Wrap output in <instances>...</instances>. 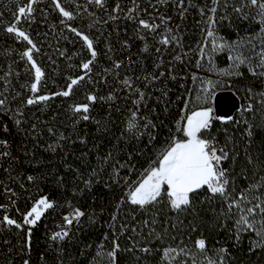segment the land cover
<instances>
[{"label":"snow or ice","instance_id":"1","mask_svg":"<svg viewBox=\"0 0 264 264\" xmlns=\"http://www.w3.org/2000/svg\"><path fill=\"white\" fill-rule=\"evenodd\" d=\"M130 3L12 0L11 20L0 12V34L19 46L0 49L7 64L0 68V264H244L227 243L209 247L202 225L227 230L237 251L248 237V264L264 259V0ZM149 7L155 11L146 16ZM189 9L200 17L195 47L181 26ZM53 11L57 43L73 48L49 54L29 29L37 13L47 23ZM121 19L131 35L121 39L113 28V42L107 27ZM191 67L197 71H185ZM57 77L62 85L49 90ZM88 124L97 137L91 146ZM13 131L22 136L18 149ZM48 183L61 199L45 194ZM100 184L111 198L85 207L79 198ZM29 185L39 195L22 209ZM50 210L61 220L41 244L34 230ZM97 225H106L101 238L81 244L78 233ZM186 233H199L191 248Z\"/></svg>","mask_w":264,"mask_h":264},{"label":"built area","instance_id":"2","mask_svg":"<svg viewBox=\"0 0 264 264\" xmlns=\"http://www.w3.org/2000/svg\"><path fill=\"white\" fill-rule=\"evenodd\" d=\"M64 2L67 3L68 0H64ZM78 2L81 3V4L86 5V0H78ZM120 2L123 5H125V6H128V7L131 6L130 0H120ZM153 2H155V0H153ZM44 3L47 4L48 0H44ZM5 4L9 5V7H12V0H3V3H0V12H3L4 16L8 20H11V18H12L11 17V13L5 8ZM146 5H147V0H143V3L141 4V7L144 8ZM88 7H89V10H92L91 6H88ZM45 11L47 12L48 9H45ZM154 11H155L154 9L149 7L148 11H147V13H145V15L146 16L147 15H152L154 13ZM161 11H164V9H161ZM174 12H175V9L173 8V9L169 10L168 14L169 15H174ZM103 15L106 17L107 13H103ZM199 20H200V17L198 15L197 11L195 9H189L188 14L186 15V19L182 22V25H181L182 29H183V33H184V38H185L184 42H185L186 45H191L192 47H195V42L199 40V36L197 34L198 33L197 23L199 22ZM58 23H59V21L57 19V14L54 11L51 12L47 16V23L45 22V18L43 16H41L39 13H37L36 22L29 29V31L33 34L34 38L37 41H42L43 42V44H42L43 50L45 52H48L49 54H54L55 48L59 47L60 45H64V47H66L68 49H72L73 48V45L70 42H66V41L60 40L59 43H57L58 37H57L56 34H54L51 31V25L52 24H58ZM76 23H77V25H79V21H77ZM113 28H115V30L120 33L121 39L126 38L125 32H127L128 35H131V32H132L131 23L127 22V21H124L122 19L117 21L114 25H112V27H107V31L108 32H113ZM57 31H59V30H57ZM46 32L48 33L47 36L44 35V33H46ZM64 34L65 35H69L67 32H65ZM93 34H95L94 30H93ZM73 39H76V38L73 37ZM112 39H113V42H115L116 36H115L114 32H113V35H112ZM142 43L143 42L138 41V40L134 41L133 47H132V51L133 52H137L138 48L142 46ZM48 44H52L53 47L51 49H49L48 48ZM6 46H10L11 48H17L19 50V46L16 43H14L11 38H7L6 39L2 34H0V49H3ZM76 47L78 48L79 44H77ZM99 47H100L101 50H103L104 49V43H101L99 45ZM116 48H117L116 55L117 56L124 55V57L126 59L127 53L121 54L118 51V49H119V45L118 44H116ZM185 50H188V49L186 48ZM164 58H165L166 61L171 60V56L168 55L167 53H165ZM17 59H18V56H17ZM102 63L103 64H107L108 61L106 59L102 58ZM147 63L149 65H151V63H152L151 58H149L147 60ZM0 68H4V69L7 68V64L4 63V58L3 57H0ZM18 70L23 71V69H18ZM185 71L196 72L197 70L194 67H191V68H186ZM0 75H2V72H0ZM62 83L63 82L60 80V78L57 77L55 82L50 80L47 87H48L49 90L55 91L57 87H60L62 85ZM88 87H92V86L89 85ZM99 87L102 88L103 92H108V90H109L107 87H104L103 85H99ZM187 87L188 88H192L193 87L190 78L187 81ZM173 88L176 89L177 86L173 85ZM93 90H95V89H93ZM180 91H183V90L180 89ZM173 96H175V91L173 92ZM83 98H84L83 95H80L79 99L83 100ZM59 102H60L59 98H57V100L54 103L53 107L55 108L59 104ZM13 137H14V139H13L14 147L18 149L19 145H20V141L22 139V136H17L15 134V131H13ZM25 142L28 143V141H25ZM43 146H44L43 143H41V148H43ZM29 147L30 148L32 147L31 143H29ZM0 178H2V176H0ZM13 186L16 187L18 192H20L18 186H16V185H13ZM31 188H33V187L31 186ZM31 188H28V189H31ZM32 196H33L32 194L23 193V199H21L19 201L20 207L22 209L31 205L32 201H31L30 197H32ZM35 196L38 198V195H35ZM0 202H3V197H0ZM67 212L68 211H66L65 214ZM13 214H15V213L13 212ZM49 220H50V222L48 223L47 231H50V230H52L53 228L56 227V225L61 220V216L60 215H53Z\"/></svg>","mask_w":264,"mask_h":264},{"label":"trees","instance_id":"3","mask_svg":"<svg viewBox=\"0 0 264 264\" xmlns=\"http://www.w3.org/2000/svg\"><path fill=\"white\" fill-rule=\"evenodd\" d=\"M247 26L244 23H238L237 26V30L243 32V30L246 28ZM222 33L228 36H235V31L231 28H222L221 29ZM217 63L219 66H226L224 63V59L223 57H218L217 58ZM246 71V69H245ZM257 88L260 87L259 84L256 85ZM97 108L99 109V105H97ZM96 113L94 112L93 115H95ZM236 112H233V115H235ZM86 127L88 128V131L90 132V136H89V146H91V141L97 139L94 128V125L88 124L86 125ZM221 139H223V137H221ZM20 146V145H19ZM103 147H110V145L107 144V142L104 143ZM102 147V150H103ZM30 148V147H29ZM81 149V146L79 144H77L75 146V153L79 154V151ZM45 156H47V154H44ZM56 158L54 157L53 160H55ZM93 162H94V156L92 157ZM55 164L50 165V167H54ZM26 169L28 168V165L24 166ZM70 178V177H69ZM239 184H242L243 181H239ZM45 194L50 195L51 197H53L54 199H61V195H60V190L56 189L54 187V185H52L51 183L46 184L45 186ZM28 188H31V185L28 186ZM19 191H21L19 189ZM27 194H32L33 196L35 195H39V193L37 192V190L35 188H31L28 190V192H26ZM25 193V194H26ZM112 196V193L108 192L103 184L100 185H96L93 190L89 193H86L83 197L79 198L81 203L85 206H94L97 209L101 206L102 202H107ZM64 198L70 199L71 198V194L70 192H66L64 194ZM66 211H68L67 207H65L63 209V212L65 213ZM53 215H60L56 212H51L48 214H45V217L42 218L41 223L38 225L37 229L34 230L35 232V236L37 238H41L39 240V243L42 244V237L44 236V234L47 232V226L48 223L50 222V218ZM107 220V214L104 217V220L101 221L102 224H104V222ZM232 226V222L229 221V228H231ZM101 231H106V225L105 227L102 229L100 225H97L96 228H88L85 227L82 233H78V235H80V242L81 244H89V243H93L97 240H99L101 238L100 234ZM201 232H204L205 235L208 237V243H209V247H218L221 244H228L230 245V251L233 253V255H236L238 257H240L244 264H248V261L246 259H244L245 256V251L248 247L249 244V238L248 237H243L241 244L239 246L240 250L237 251V248L235 246H232V241L229 239V233L227 230H222L220 228H212L209 227L208 225H202L201 226ZM184 239L185 244L188 247H193L194 246V241L195 239L199 238V233H186L183 235L182 237ZM123 239H122V243H123ZM82 264H84V262L82 261ZM260 264H264V259H260Z\"/></svg>","mask_w":264,"mask_h":264},{"label":"water","instance_id":"4","mask_svg":"<svg viewBox=\"0 0 264 264\" xmlns=\"http://www.w3.org/2000/svg\"><path fill=\"white\" fill-rule=\"evenodd\" d=\"M224 95H227V93H224ZM238 102V101H237ZM235 110H233V112H234ZM233 112H232V114H233Z\"/></svg>","mask_w":264,"mask_h":264},{"label":"rangeland","instance_id":"5","mask_svg":"<svg viewBox=\"0 0 264 264\" xmlns=\"http://www.w3.org/2000/svg\"><path fill=\"white\" fill-rule=\"evenodd\" d=\"M221 67H223V66H221Z\"/></svg>","mask_w":264,"mask_h":264}]
</instances>
